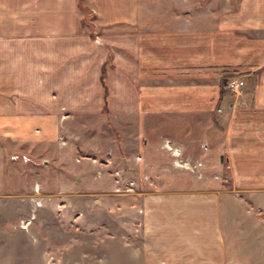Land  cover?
<instances>
[{"label":"crops","instance_id":"0c3cea01","mask_svg":"<svg viewBox=\"0 0 264 264\" xmlns=\"http://www.w3.org/2000/svg\"><path fill=\"white\" fill-rule=\"evenodd\" d=\"M85 5L95 33L81 24L78 0H0V199L6 142L30 150L104 109L119 125L133 119L137 140L161 117H213L229 191L142 179L130 191L114 186L107 211L136 220L119 230L117 260L101 264H264L252 240L263 232L245 231L248 215L230 197L264 193V0H201L165 18L142 0ZM230 78L244 81L242 94L227 89ZM8 251L0 245V264H29L2 258Z\"/></svg>","mask_w":264,"mask_h":264},{"label":"rangeland","instance_id":"374dc122","mask_svg":"<svg viewBox=\"0 0 264 264\" xmlns=\"http://www.w3.org/2000/svg\"><path fill=\"white\" fill-rule=\"evenodd\" d=\"M198 1L142 3L152 8V15L165 18L182 17L183 9L197 6ZM91 20L93 14L86 13L82 25L92 27L95 33ZM213 119L166 116L149 122L141 137L148 141L147 153L143 154L140 149L144 144L135 138L133 119L119 125L116 111L107 109L98 116L72 120L61 127L56 139L53 135L30 150L6 142L8 195L0 199V245L9 253L1 254L2 258L29 264L116 261L119 230L127 225L131 229L136 213L118 215L114 207L108 212L106 194L128 181H167L172 185L192 182L221 185L229 191L231 174L225 156L219 153L222 130ZM61 136L65 143L59 146ZM138 164L143 173H139ZM35 184L40 187L39 193L34 192ZM230 193L241 204L232 208L248 215L245 231H262L264 235V193ZM39 200L42 206L37 207ZM31 215L34 218L28 226L20 227V222ZM252 240L258 247L264 246V239Z\"/></svg>","mask_w":264,"mask_h":264},{"label":"built area","instance_id":"2783aa9c","mask_svg":"<svg viewBox=\"0 0 264 264\" xmlns=\"http://www.w3.org/2000/svg\"><path fill=\"white\" fill-rule=\"evenodd\" d=\"M244 81L242 79L239 78H230L227 82V89L233 94V95H240L243 92L244 89ZM126 184V188L124 190L126 191H130L132 190V188H134L135 186V182L134 181H128L125 182ZM39 189L40 187L38 186V184H35L34 186V192L35 193H39ZM48 200H50L49 198H47ZM37 207L42 206V202L36 201L35 204ZM32 218H34V215H31L28 219H24L20 222V227L22 228H26L28 226V224L31 222Z\"/></svg>","mask_w":264,"mask_h":264},{"label":"trees","instance_id":"16d2710c","mask_svg":"<svg viewBox=\"0 0 264 264\" xmlns=\"http://www.w3.org/2000/svg\"><path fill=\"white\" fill-rule=\"evenodd\" d=\"M83 3H84V0H78V7H79V9L85 11V14L83 15V17L81 19V24H84L86 22V13H89V14L91 13V11L88 10V8L85 5H83ZM103 76H102V78H103Z\"/></svg>","mask_w":264,"mask_h":264}]
</instances>
